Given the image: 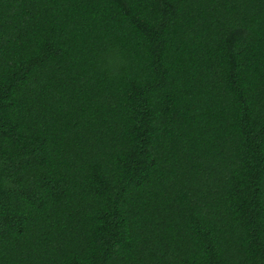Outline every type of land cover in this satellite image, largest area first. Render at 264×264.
<instances>
[{
    "label": "trees",
    "instance_id": "trees-1",
    "mask_svg": "<svg viewBox=\"0 0 264 264\" xmlns=\"http://www.w3.org/2000/svg\"><path fill=\"white\" fill-rule=\"evenodd\" d=\"M0 264H264V0H0Z\"/></svg>",
    "mask_w": 264,
    "mask_h": 264
}]
</instances>
